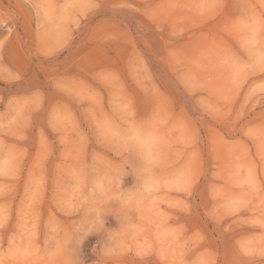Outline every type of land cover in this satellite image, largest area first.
Instances as JSON below:
<instances>
[{
  "label": "rangeland",
  "instance_id": "rangeland-1",
  "mask_svg": "<svg viewBox=\"0 0 264 264\" xmlns=\"http://www.w3.org/2000/svg\"><path fill=\"white\" fill-rule=\"evenodd\" d=\"M0 264H264V0H0Z\"/></svg>",
  "mask_w": 264,
  "mask_h": 264
}]
</instances>
